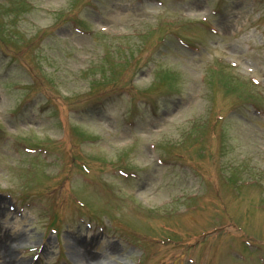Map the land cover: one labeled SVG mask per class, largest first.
Masks as SVG:
<instances>
[{"label":"rangeland","instance_id":"374dc122","mask_svg":"<svg viewBox=\"0 0 264 264\" xmlns=\"http://www.w3.org/2000/svg\"><path fill=\"white\" fill-rule=\"evenodd\" d=\"M0 11L10 47L32 48L19 64L0 48V248L13 264H264V0H0ZM233 173L239 189L222 182ZM225 216L252 242L199 247L191 232Z\"/></svg>","mask_w":264,"mask_h":264},{"label":"bare ground","instance_id":"6f19581e","mask_svg":"<svg viewBox=\"0 0 264 264\" xmlns=\"http://www.w3.org/2000/svg\"><path fill=\"white\" fill-rule=\"evenodd\" d=\"M14 243L11 244V247L13 246ZM79 255H81V253ZM12 257L13 256H11V254L8 255V253L6 251H4L2 248H0V264H13L12 263ZM90 258H92V257H90Z\"/></svg>","mask_w":264,"mask_h":264}]
</instances>
